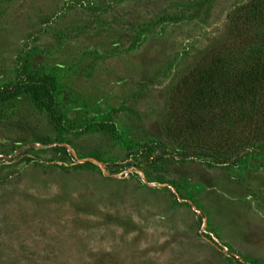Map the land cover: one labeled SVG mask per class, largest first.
Returning <instances> with one entry per match:
<instances>
[{
    "label": "rangeland",
    "instance_id": "rangeland-1",
    "mask_svg": "<svg viewBox=\"0 0 264 264\" xmlns=\"http://www.w3.org/2000/svg\"><path fill=\"white\" fill-rule=\"evenodd\" d=\"M249 1L0 0V264H264V136L161 128Z\"/></svg>",
    "mask_w": 264,
    "mask_h": 264
},
{
    "label": "trees",
    "instance_id": "trees-1",
    "mask_svg": "<svg viewBox=\"0 0 264 264\" xmlns=\"http://www.w3.org/2000/svg\"><path fill=\"white\" fill-rule=\"evenodd\" d=\"M227 39L170 83L161 121L168 141L222 159L264 136V1L240 5Z\"/></svg>",
    "mask_w": 264,
    "mask_h": 264
}]
</instances>
